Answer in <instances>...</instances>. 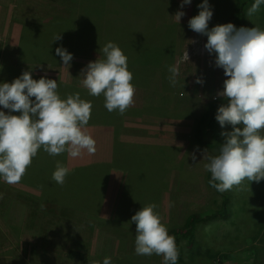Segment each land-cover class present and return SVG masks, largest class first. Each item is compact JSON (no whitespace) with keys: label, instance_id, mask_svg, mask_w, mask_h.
Listing matches in <instances>:
<instances>
[{"label":"rangeland","instance_id":"obj_1","mask_svg":"<svg viewBox=\"0 0 264 264\" xmlns=\"http://www.w3.org/2000/svg\"><path fill=\"white\" fill-rule=\"evenodd\" d=\"M202 2L203 0H193L191 5L184 6L183 11L186 15L183 21L186 25L191 18L198 15L197 5ZM209 2L214 9L209 28L228 23L237 27L234 22L236 0H209ZM103 3L104 0H0V66H2L0 82L10 83L25 71L32 72L37 80L42 77L57 79L60 70L57 67L63 65V62L52 54L56 43L46 48L47 41L49 45L50 41L48 38H41L40 34L49 36L52 33L51 27H54L50 23L64 16L73 19L87 17L88 19L93 18L90 20L94 23L103 22L105 15H101ZM181 3L182 0H177V7ZM246 26L248 28L257 26L264 30V5H261L257 13L248 15ZM148 28L144 34L149 31ZM174 29L172 26L165 27V33L164 31L152 32L148 36L149 52L141 55L138 62L135 61L133 64L134 71L137 73L133 78L134 83L141 86L151 85V87L155 85L156 77L152 78L151 75L159 72L156 70L159 59L155 56L163 51L165 55L167 54L166 56L173 54L176 42ZM75 31H71V38L68 36L69 41L75 40V49L74 59L67 68L69 75L70 73L72 76L77 75L76 81L79 83L82 79V69L87 66L88 55L94 52L88 49L84 51L83 47L76 48L80 46V43ZM162 35L164 41L156 46L155 43H160ZM27 37L33 38L27 40ZM52 39L55 40V38ZM206 42V36L194 31L186 35L185 40L181 42L177 39L178 51L185 48L186 53L190 51L193 54L189 60L195 62L198 67V79H205V73L201 71L206 65L209 69L207 80L209 78L214 81L209 91H206V87H200L202 104L200 103L201 106L197 110L168 111L176 113L177 118L166 114L164 121H150L159 123V125L164 124L165 128L145 126L147 122L143 120L145 119L143 116H147L148 113L149 115L161 114L165 111L155 107L144 109L147 113H141V110L132 111V115L138 118L134 120L136 123L134 125L133 123L127 124L125 121L126 117H128L127 120L129 119L130 113L116 120L120 133L126 130L127 133L137 131L143 134H166L168 138L161 139L176 141V144L177 140H181L177 139V135L185 139L181 140L183 144H181V152L176 161L178 168L168 167L169 172L164 177L168 189L163 193L156 211L165 225L182 223L190 212L216 208V200H219L214 189L207 185L205 169L207 160H203L202 153L206 150L210 155L217 154L207 147L201 148L194 139L196 116L201 114L209 104L222 99L217 94L223 90L224 80L227 79L223 69L215 66L214 55H210L205 49ZM161 55L160 59H163L165 56ZM151 63L154 68L153 72H151ZM196 103L197 106L199 102ZM0 110L6 113L8 111L2 108ZM13 114L19 115V113ZM232 130L231 125L223 128L225 132ZM155 138L158 137L155 136ZM193 155L196 157L195 160L192 158ZM144 165L150 167V164ZM97 172L99 179L109 174L103 168L98 169ZM1 182L0 264H97V262L103 264L105 257H110L112 264H162V256L136 255V226L131 227L120 220L114 221V219L110 220L82 211L44 208L33 195L26 192V188L17 184L9 187ZM263 184L264 180L260 182L245 180L240 186H234L231 189L233 216L229 220H218L204 227L201 252L193 260L189 259L186 253L188 264H220V262L222 264H251V259H255L256 255L254 250L250 251L247 247L253 246L254 240L258 238L264 239ZM81 201L83 206H90L85 199ZM254 237L257 238L249 240ZM261 245H264V242ZM73 250L86 255L87 261L71 259L69 252ZM260 251L264 254L262 250ZM216 253L224 258L220 256L214 258ZM247 256L249 259L245 258Z\"/></svg>","mask_w":264,"mask_h":264},{"label":"clouds","instance_id":"obj_2","mask_svg":"<svg viewBox=\"0 0 264 264\" xmlns=\"http://www.w3.org/2000/svg\"><path fill=\"white\" fill-rule=\"evenodd\" d=\"M192 3L182 0L180 7ZM261 5L264 0H254L248 15L257 13ZM197 7L198 15L189 20L188 27L207 37L204 47L227 77L217 94L225 103L218 107L215 119L222 129L231 125L233 130L221 133L225 139L218 155L206 150L202 153L203 160H207L205 169L211 174L210 186L224 192L245 180H264V30L257 26L237 28L232 23L209 28L214 15L212 5L203 0ZM185 15L178 11L175 17L181 21ZM60 39L61 34L54 42ZM55 51L64 67H69L74 55L63 46ZM168 71L174 86L179 70L172 65ZM82 77L88 94L103 95L109 112L123 115L132 105L133 74L127 56L114 42L100 48L99 59L82 69ZM196 83L204 82L197 79ZM57 89L56 80H36L30 71L10 83L0 82V108L8 110H0V181L20 182L41 148L50 156L67 153L71 158L80 157L84 151L96 152V140L84 131L91 119L92 103L82 99L79 92L62 99ZM192 158L195 160V155ZM68 174V167L58 161L52 180L63 185ZM156 207L154 203L143 206L131 218L130 223L136 225L135 253L155 254L162 256V264H178L175 237L162 223ZM103 264H112L111 258L105 257Z\"/></svg>","mask_w":264,"mask_h":264},{"label":"trees","instance_id":"obj_3","mask_svg":"<svg viewBox=\"0 0 264 264\" xmlns=\"http://www.w3.org/2000/svg\"><path fill=\"white\" fill-rule=\"evenodd\" d=\"M253 2L254 0H236L234 22L237 28H248L246 26L248 9ZM164 3L165 0H104L101 8V15L105 14L104 21L101 19L103 22L94 23L91 20V22H79L78 18L72 17L58 18L56 22L51 23L55 27H51L52 33L49 36L40 34V37H49L52 47L54 44L52 38H56L61 33L62 39L55 41L54 48L63 46L74 55L75 40L69 41L68 36L71 38V31L76 30L75 35H78L80 43L76 48L83 47L84 51L88 49L94 52L88 55L87 65L99 59L100 48L102 49L108 42H114L127 56L128 68L135 78L137 73L133 64L135 61L138 62L141 55L149 52L148 36L152 32L165 33L162 24ZM147 28L149 31L144 34ZM163 35L160 43H155L156 46L164 41ZM33 37H27V40ZM53 56L61 60L56 54ZM132 83L135 84L133 81ZM58 85L57 91L62 99L79 92L82 99L92 103L91 119L84 131L96 140L97 150L93 154L84 151L80 157L71 158L67 153L50 156L41 148L17 185L26 188V192L33 195L44 208L82 211L114 221L120 220L131 227L136 226L130 223L131 218L143 206L154 203L157 205L155 211L158 210L163 193L168 189L164 177L169 172V168H178L176 161L181 148L168 145L167 141L161 140L150 142L141 139L133 142L130 141L131 138H127L126 141V137L120 134L116 120L126 116L130 112L129 109L123 115L118 111L109 112L104 106L103 95L94 97L88 94L85 87L78 89L67 88L63 84ZM223 103L225 101L222 98L209 104L195 118V142L201 148L207 147L215 151L217 155L225 139L221 133L225 131L216 121L215 115L218 107ZM140 112L147 113L144 110ZM162 114L173 118L178 116L167 111ZM58 161L69 169L63 185L52 180ZM144 164H150V167ZM101 168L109 174L102 176L103 179L100 180L97 171ZM210 179L211 174L207 172V185L214 189L216 196L219 197V200H216V208L190 212L182 223L166 225L178 246V264H188L186 253L191 260L199 256L204 227L218 220H229L234 214L231 207V190L217 191L210 186ZM82 199H85L90 206H83ZM219 256L224 258L218 253L214 258ZM69 257L73 260L87 261V256L79 251H70Z\"/></svg>","mask_w":264,"mask_h":264},{"label":"crops","instance_id":"obj_4","mask_svg":"<svg viewBox=\"0 0 264 264\" xmlns=\"http://www.w3.org/2000/svg\"><path fill=\"white\" fill-rule=\"evenodd\" d=\"M178 11H183V9H181L179 4L177 7V0H165L162 24L164 26V30H165V27L168 28L170 26L175 28L174 29L175 41H176L175 48L172 51L173 54L170 56H166L167 54L166 55L164 54L165 51L158 53L159 56L158 55L155 56V58L159 59V64L157 65L158 68L156 69V70H159V72L156 75L151 74L152 78L156 77V83L154 86L151 87V85L141 86V85H137L136 83L134 84L135 95L133 98L132 105L128 108L130 111L129 113L131 115L128 114L129 115L128 120H127L128 117H126L125 121L127 124L129 123H133L132 125L136 124L134 120L138 118H135L136 116L134 117L132 115V111H135V110L138 111V110L150 109L154 107L163 109L167 112L168 111L169 112H177V111L180 112V111H188V110L192 111V109L197 110L202 104L201 97H200L201 95L200 87H203V88L206 87L205 88L206 91H209V89L213 86V82H214L213 79L208 78V80H211L210 82L207 80V73H208L207 71L209 70L208 67L205 65V67H202L203 71H201V73H205V79H203L202 81L206 83H203V84L196 83L198 79V67L196 66L195 62L187 59V53H186L185 48L179 51L177 50V39L179 42L185 40L186 35L190 34L192 31L189 29L188 25H186L185 22L183 21L184 17L181 18V21H179V19L175 17V14ZM78 19H79V22H84V21L91 22L90 19H88L87 17H79ZM57 20L55 21L53 20L52 23L56 22ZM46 48H50L48 41H47ZM55 49L56 48H53L52 54H56V52H54ZM45 51L47 52L46 49ZM161 54L165 56L163 59H160ZM188 55L190 58L193 54L189 51ZM172 65L176 66L179 70V74L176 77V83L174 86L170 83V80H169L170 73L168 71L169 66H172ZM57 68L60 70H59V74L57 75L58 78L55 80L58 82V84H60V86L63 84L67 88H75V87H77L78 89L84 88L83 83H82L83 77L82 79H80V82L77 83L78 82L76 81L77 75L72 76L70 73L71 75L70 76L68 74L69 71L67 67H64V65H60ZM151 70H152L151 72H153L154 70L152 63H151ZM33 78L36 79V77L34 76ZM197 101L199 103L196 106ZM164 116L165 115H163L162 113L156 114V115H149L148 113L147 116H143L145 118L143 120L147 122V125L145 126L149 127V125H151V126L165 128L164 124L159 125V123L157 124V123L150 122V121H154V122L164 121L165 120ZM120 134L124 138L126 137L125 138L126 141H127V138H131L132 140L130 141H133V142H137L138 140H141V139H144L150 142L153 140H161V141H167L168 145H173V146L177 145V147H181V144H183L182 141L185 140L182 137H179L177 135V139H181L182 141L177 140V144H176L175 143L176 141L161 139V138H168L166 134H161V135L146 134V133L143 134L137 131H128L127 133L126 130L125 132L120 133ZM155 136L158 138H155ZM173 139L176 140V138H173ZM1 183L4 185L6 184L9 187L12 186V184H8L3 181ZM256 238L254 237L249 240L252 241ZM263 240H261V238H258L254 240L253 246L247 247V249H249L250 251L254 250V254L256 255L255 259L252 258L251 262L249 261L251 264H264V254L261 253L260 251L262 250L264 252V245H261V243L264 242ZM245 258L249 259L248 256Z\"/></svg>","mask_w":264,"mask_h":264}]
</instances>
